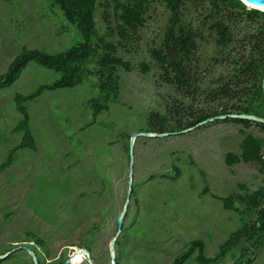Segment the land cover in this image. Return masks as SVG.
I'll return each mask as SVG.
<instances>
[{"label":"rangeland","instance_id":"1","mask_svg":"<svg viewBox=\"0 0 264 264\" xmlns=\"http://www.w3.org/2000/svg\"><path fill=\"white\" fill-rule=\"evenodd\" d=\"M101 12L98 7V36L117 43ZM144 18L138 41L128 49L118 48V56L132 70H118V98L93 124L87 126L93 111L90 100L96 96L92 76L72 89L45 91L25 103L37 151H16L12 164L0 171V256L10 252L0 264H35L23 248L11 253L19 245L32 249L39 264H65L74 252L78 255L69 264H89L80 249L90 253L91 264H112V254L117 264H170L192 240L203 241L205 255L211 258L249 221L224 209L221 199L263 188L264 164L228 165L226 156L240 155L247 134L260 138L264 148V130L220 119L180 135L138 137L132 159L126 149L129 139L121 133L145 132L151 115L164 117L163 128L175 132L190 128L188 123L200 116L237 113L242 105L238 92L225 95L220 88L230 83L239 60L248 55L246 36L264 26V19L249 20L235 11L228 23L233 42L222 47L213 30L222 15L212 11L209 0L187 2L183 19L196 32L199 50L191 67L195 82L186 92L164 80L151 55L162 45L168 8L153 0ZM78 39L46 0H0V74L23 47L55 54ZM142 63L149 65L148 72L141 71ZM59 77L30 62L11 86L0 89V165L22 139V133L14 131L22 118L15 95H26ZM129 183L133 192L118 229L116 219ZM26 233L38 236L43 248L28 241ZM241 246L212 264H240L250 255H242ZM196 256L194 251L184 264H199ZM250 264H264V236Z\"/></svg>","mask_w":264,"mask_h":264},{"label":"trees","instance_id":"2","mask_svg":"<svg viewBox=\"0 0 264 264\" xmlns=\"http://www.w3.org/2000/svg\"><path fill=\"white\" fill-rule=\"evenodd\" d=\"M52 7L57 8L68 27L74 29L79 36L78 41L63 51L52 54L39 49L22 50L14 57L8 70L0 74V89L11 86L18 78L19 72L30 62L54 71L60 75L51 83L40 84L32 92L14 97L15 108L22 118L14 131L22 133L19 144L11 148L6 161L0 165V171L5 170L13 162L16 151L30 149L37 151L35 138L30 128V117L25 103L38 98L45 91L72 89L82 84L90 76L96 78V96L91 98L93 106L91 122L93 124L98 115L107 110L110 103L117 100L119 95L118 70L131 71L128 61L118 56V48L128 49L138 41L140 28L145 22V14L153 0H46ZM169 10V18L164 33L162 45L151 51L152 58L162 71V76L168 84L188 92L195 82L192 70L199 46L196 42V32L183 19V6L190 0H161ZM195 1V0H194ZM213 12L222 15L221 20L215 21L213 30L217 34V45L226 47L231 44L232 35L228 23L234 17L235 11H241L249 20L264 19V12L247 7L241 0H209ZM101 8V18L107 31L115 35L117 43L106 41L98 36L95 14ZM111 10L113 13H111ZM114 17V26H112ZM248 55L236 68L230 83L223 85L220 92L225 95L235 93L240 97L241 106L236 108L238 114H251L264 119V95L262 80L264 77V26L246 36ZM141 71L146 73L149 65L142 63ZM231 114L227 111L213 113L192 119L187 127H193L201 121ZM148 133H172L163 128L166 119L161 116L149 117ZM157 121V122H156ZM221 121L233 122L244 126L255 125L264 130V124L242 119L225 118ZM156 122V123H155ZM220 122V120H216ZM162 124V125H161ZM124 138L131 136L121 133ZM240 155L227 154L228 165L240 162H259L264 164V148L262 140L252 134H247L240 144ZM129 152V147L127 146ZM178 174V170L175 169ZM243 188V187H242ZM133 191H131L132 194ZM224 209L233 210L248 218L244 224L219 246L214 257H207L204 252V242L192 240L188 248L177 255L170 264H184L194 251H197L196 260L199 264H212L223 257L231 248L241 246V254H250L248 259L240 264H250L262 247L264 236V187L252 193L230 194L221 199ZM238 204V207L236 206ZM126 218V216H125ZM124 218V220H125ZM123 236L124 234L121 233ZM28 241L43 248V241L36 235L26 233ZM118 239H116V244ZM32 246V245H31ZM117 264V263H115Z\"/></svg>","mask_w":264,"mask_h":264},{"label":"water","instance_id":"3","mask_svg":"<svg viewBox=\"0 0 264 264\" xmlns=\"http://www.w3.org/2000/svg\"><path fill=\"white\" fill-rule=\"evenodd\" d=\"M245 5L246 3L249 4V5H252L254 7H258V8H253V9H256V10H259V11H262L260 10L259 8H264V0H241ZM264 12V11H263ZM262 92H263V95H264V77H263V80H262ZM225 118H230V119H242V120H249V121H252V122H257V123H261V124H264V119L262 118H259V117H256L254 115H251V114H238V113H235V114H227V115H220V116H217V117H213V118H208V119H205L203 121H201L200 123L196 124L195 126L193 127H190L188 129H184V130H180V131H175V132H172L170 134L172 135H180V134H184V133H187L197 127H199L200 125H203L205 123H209V122H213V121H216V120H220V119H225ZM162 134L160 135H153L151 133H148V132H138V133H135L133 134L130 138H129V157L130 159L133 158L134 156V142H135V139L138 138V137H145V138H153V137H161ZM130 172L132 173V163H130ZM131 184L129 183V189H128V193H127V200H126V203L122 209V211L120 212V214L118 215L117 219H116V225L118 227V229H121L122 225H123V221H124V218H125V215L127 213V210H128V206H129V201H130V196H131ZM116 240H114L112 242V250L114 248V244H115ZM25 249L28 254L32 257L33 261L35 264H39V261H38V258L36 256V254L32 251V249H30L29 247L25 246V247H22V246H17L15 249H13L11 251L14 252L18 249ZM80 253L85 254L87 255V260H88V263L91 264V258H90V253L87 251V250H79ZM10 252L7 254V255H1L0 256V260L6 258L7 256H9ZM75 255V252L72 253L68 259L65 261V264H68L70 262V258L72 256ZM85 255H83V257H85ZM112 260H113V263L112 264H115V261H114V255L112 254L111 256Z\"/></svg>","mask_w":264,"mask_h":264},{"label":"bare ground","instance_id":"4","mask_svg":"<svg viewBox=\"0 0 264 264\" xmlns=\"http://www.w3.org/2000/svg\"><path fill=\"white\" fill-rule=\"evenodd\" d=\"M246 5H248L250 8H258V7H254L252 5H249L246 3ZM260 10L264 11V8H259ZM78 255V253H75V255L73 257H76ZM69 264V263H68Z\"/></svg>","mask_w":264,"mask_h":264},{"label":"built area","instance_id":"5","mask_svg":"<svg viewBox=\"0 0 264 264\" xmlns=\"http://www.w3.org/2000/svg\"><path fill=\"white\" fill-rule=\"evenodd\" d=\"M263 161H264V156L262 157Z\"/></svg>","mask_w":264,"mask_h":264}]
</instances>
